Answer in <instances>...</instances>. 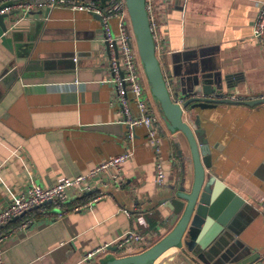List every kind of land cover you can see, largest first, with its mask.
Instances as JSON below:
<instances>
[{
    "label": "crops",
    "instance_id": "0c3cea01",
    "mask_svg": "<svg viewBox=\"0 0 264 264\" xmlns=\"http://www.w3.org/2000/svg\"><path fill=\"white\" fill-rule=\"evenodd\" d=\"M162 1L151 0L158 24L156 58L172 96L196 84L237 100L264 96V40L253 36L264 0ZM6 25L5 32L0 28V208L31 182L47 187L60 177L84 174L109 157L126 151L131 155L122 166V182L101 187L103 195L86 208L71 207L76 199L95 195V188L85 196H69L60 209L47 206L44 214L37 209L28 226L14 227L2 244L5 264H100L146 249L171 228L160 200L174 193L181 177L165 120L155 123L158 153L144 126L127 142L123 114L107 82L108 54L98 16L67 6L45 7L18 22L8 18ZM111 26L115 30L114 20ZM153 106L160 111L156 101ZM184 114L188 122L198 118L197 127L204 130L211 160L206 171L244 200L204 250V258L208 264H260L264 104H218ZM179 141L181 151L188 153L181 136ZM158 160L163 185L155 176ZM185 177L188 188L190 164ZM229 207L226 202L223 210ZM128 230L142 233L145 242L113 246L82 262L86 252ZM165 264L187 262L173 254Z\"/></svg>",
    "mask_w": 264,
    "mask_h": 264
},
{
    "label": "built area",
    "instance_id": "2783aa9c",
    "mask_svg": "<svg viewBox=\"0 0 264 264\" xmlns=\"http://www.w3.org/2000/svg\"><path fill=\"white\" fill-rule=\"evenodd\" d=\"M145 1V10L149 22V29L154 43L156 55L157 27L158 24L153 15V3ZM11 2L2 8L0 14L16 11V21H20L30 12L41 8H54L67 6L73 9L84 10L99 17L103 30V42L108 54V70L111 83L116 95V106L123 114V123L126 126L125 138L131 142L135 129L139 126L147 128V137L159 151L160 136L156 130V122L163 118L161 111L153 106L154 98L145 77L142 63L137 51L135 35L131 26L125 0H0V4ZM162 2H166L163 0ZM116 23L115 30L111 21ZM253 36L258 41L264 40V2L260 4L259 12L253 25ZM234 99V98H233ZM181 107V101L176 100ZM184 112V110L182 109ZM131 153L126 151L117 156L109 157L90 168L86 173L74 177L63 176L50 186L43 187L31 182L30 185L14 196L5 206L0 208V264H5L3 259L2 244L17 228L24 229L30 224L26 219L16 228L8 229L7 225L14 218L18 219L28 215L32 209H38L40 213H46L47 206L61 208L68 202L71 195L85 196L95 188L96 194L73 205L72 210L86 208L91 201L97 200L103 195L100 189L108 182L120 184L122 182V166L128 160ZM155 176L157 183L163 185L164 172L157 161ZM90 182L94 183L91 186ZM62 211H60L61 213ZM145 242V236L136 231L128 230L116 238L112 243H106L86 252L82 262L94 259L97 255L105 253L110 247L125 248L128 245H141ZM260 264H264V254L259 257Z\"/></svg>",
    "mask_w": 264,
    "mask_h": 264
},
{
    "label": "water",
    "instance_id": "95a60500",
    "mask_svg": "<svg viewBox=\"0 0 264 264\" xmlns=\"http://www.w3.org/2000/svg\"><path fill=\"white\" fill-rule=\"evenodd\" d=\"M125 1L150 93L159 106L167 129L173 136L177 156L180 159L181 177L175 188H172L174 193L160 200V204L167 212L166 219L171 228L146 249L133 254L120 253L114 258L100 261V264H165L173 254L179 255L187 264H199L197 260L208 264L209 262L204 258V250L218 232L224 230L232 212L244 200L212 173L206 171L210 168L211 160L204 130L197 127L198 118L195 122L185 120L182 109L186 112L193 109L205 110L215 108L218 104H243L253 107L264 104V96L247 100L226 98L224 94L215 92L213 88L199 84L187 93L175 91L172 96L155 55L145 1ZM10 4L11 2L0 4V10ZM15 14L16 11L0 14L2 31L5 32L8 28L6 19ZM176 100L181 101V107ZM180 136L188 148L186 154L181 151ZM186 164H190L193 170L192 181L188 188L185 186ZM88 194L90 192L85 195ZM226 202H230V207L224 211ZM187 253L195 256L196 260L188 258Z\"/></svg>",
    "mask_w": 264,
    "mask_h": 264
},
{
    "label": "trees",
    "instance_id": "16d2710c",
    "mask_svg": "<svg viewBox=\"0 0 264 264\" xmlns=\"http://www.w3.org/2000/svg\"><path fill=\"white\" fill-rule=\"evenodd\" d=\"M82 198L83 199H76L78 201L77 203H79V201L85 200V199H87L89 197H82ZM77 203H75V204H77ZM68 209H70V208H68ZM37 213L38 212H37L36 208L32 209L28 215H24L23 217H20V218H18L16 220H12L10 223H8L7 228L11 229L12 227L17 226L18 224H20L21 222L25 221L26 219H30V221H33L34 218L37 216Z\"/></svg>",
    "mask_w": 264,
    "mask_h": 264
}]
</instances>
